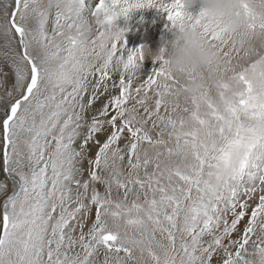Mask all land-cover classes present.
Instances as JSON below:
<instances>
[{"label":"snow or ice","instance_id":"1","mask_svg":"<svg viewBox=\"0 0 264 264\" xmlns=\"http://www.w3.org/2000/svg\"><path fill=\"white\" fill-rule=\"evenodd\" d=\"M148 7L216 51L196 92L163 58L133 87L144 47L117 22ZM243 8L234 33L185 0H0V264H253L264 19Z\"/></svg>","mask_w":264,"mask_h":264},{"label":"clouds","instance_id":"2","mask_svg":"<svg viewBox=\"0 0 264 264\" xmlns=\"http://www.w3.org/2000/svg\"><path fill=\"white\" fill-rule=\"evenodd\" d=\"M185 3L187 11L199 3L208 21L225 25L234 33L244 32L250 22L244 4L258 19H264V0H185ZM110 35L115 38L121 33L113 30ZM144 55L153 60L163 58L167 61L165 67L171 73L190 75V93L196 92L204 82L202 74L204 77L214 74L218 62L217 53L205 40L204 34L187 22L182 29L174 31L171 39L162 41L158 48L152 49L145 45ZM254 250L255 246H252L250 252ZM250 259L253 264H264V252L252 255Z\"/></svg>","mask_w":264,"mask_h":264},{"label":"rangeland","instance_id":"3","mask_svg":"<svg viewBox=\"0 0 264 264\" xmlns=\"http://www.w3.org/2000/svg\"><path fill=\"white\" fill-rule=\"evenodd\" d=\"M189 11L193 15H198L199 12L201 11V5L199 3H197L191 9H189ZM146 16H148V17H146ZM166 16H167L166 13H163L158 8L148 7V8H143V13L141 15L138 13L132 12L130 14V17H128V19H127V20H129L130 23L125 22L123 19L118 20L117 23H118L120 28L127 29V31L125 32L126 45L131 50H135V49L141 47V45H142V43L145 40L147 35H148V37H151V38L153 37V39H155V37L157 35L154 33H158L159 37L161 36V34H162V37H164L163 35H165V36H172L173 35V34H170L168 32V28H167L168 25H166L167 22L165 21V20H168ZM149 17L151 19H149ZM155 17L157 19L159 18V21L161 22L160 23L161 26H159V31H156V32H154L152 30L153 26H151L153 24V22L157 21V19ZM153 18L155 19L154 21L152 20ZM142 20H144L145 23H143ZM150 34H151V36H150ZM158 43L161 44L162 42H158ZM151 62H153V59H151L149 57H145V59L142 62L143 67L154 68V66H151ZM5 70L7 71V69H5ZM0 94H2V89H0ZM181 104H183L182 100H181ZM92 154H94V153H92ZM2 178H3V174L0 173V179H2ZM4 198H5L4 196H0V202H2ZM253 203H255V201H253ZM253 239H255V237H253ZM226 243H227V241H226ZM249 250H251V244L249 245ZM101 259H102V257H101Z\"/></svg>","mask_w":264,"mask_h":264},{"label":"bare ground","instance_id":"4","mask_svg":"<svg viewBox=\"0 0 264 264\" xmlns=\"http://www.w3.org/2000/svg\"><path fill=\"white\" fill-rule=\"evenodd\" d=\"M135 13H138V14H142L143 13V8H141V9H138V10H135L134 11ZM145 17V16H144ZM146 17H148V16H146ZM162 17V16H161ZM167 17V16H166ZM156 18V17H155ZM165 18V17H164ZM163 18V19H164ZM121 19H123L125 22H127V23H130L129 22V20H127L128 18H124V17H121L119 20H121ZM145 19V18H144ZM149 19H151L150 17H149ZM157 19V18H156ZM146 20V19H145ZM153 21L155 20L154 18L152 19ZM151 20V21H152ZM149 21V20H148ZM167 23H166V25H168L167 26V28H168V32L170 33V34H173L174 33V29H172V27H171V22L169 21V20H165ZM142 22L143 23H145L144 22V20H142ZM147 22V21H146ZM148 23V22H147ZM161 22L159 21V18L157 19V21L156 22H153V24L151 25V26H153V31L154 32H156V31H159V26H161V24H160ZM149 34V33H148ZM152 34V33H151ZM151 34H150V36H151ZM154 34H157L156 35V37H155V39H153V37L151 38V37H148V35L146 36V38H145V40L143 41V43H142V45H141V47H144L145 45H148V46H150L152 49H156V48H158L159 46H160V44L158 43V42H162V41H164V40H166V39H171L172 38V36H165V35H163L164 37H162V34H161V36L159 37L158 35V33H154ZM167 35V34H166ZM138 44V43H137ZM2 50V49H1ZM126 50H128V51H131V49L126 45ZM151 66H154V68H146V67H143V64H142V69H141V77H140V79L139 80H137L135 83H134V85H133V87H136V86H138L141 82H143V79H144V76H146V75H150L151 74V72L153 71V69H155V68H158V66H159V62H156V61H154L153 60V62H151ZM144 75V76H143ZM11 83H12V77L9 75L8 76V78H7V84H6V86L7 87H10L11 86ZM106 99H107V96H103V97H101L100 98V100L96 103V105L94 106L95 108H99L105 101H106ZM149 103L151 104V103H153V101L152 100H150L149 101ZM142 111V110H141ZM89 115H91V113H89ZM123 143H124V141L122 140L121 141V145H123ZM95 152V147L93 146V149H92V153H94ZM126 161H127V158H125V167H126ZM94 212H95V209H93V217L92 218H94ZM92 218H89V219H87V221H86V227H85V232H87V229H88V226H90V224H91V222H92ZM247 220V217L245 218V221ZM241 229L244 227V222H242L241 223V225L239 226ZM240 235V233L238 232V233H236L235 235H234V238L236 237V236H239Z\"/></svg>","mask_w":264,"mask_h":264}]
</instances>
